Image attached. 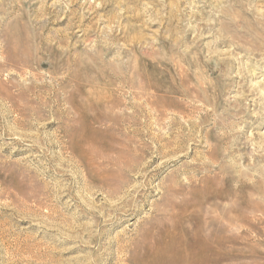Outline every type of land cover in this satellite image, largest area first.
<instances>
[{
	"label": "rangeland",
	"instance_id": "obj_1",
	"mask_svg": "<svg viewBox=\"0 0 264 264\" xmlns=\"http://www.w3.org/2000/svg\"><path fill=\"white\" fill-rule=\"evenodd\" d=\"M0 264H264V0H0Z\"/></svg>",
	"mask_w": 264,
	"mask_h": 264
}]
</instances>
